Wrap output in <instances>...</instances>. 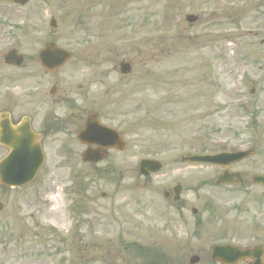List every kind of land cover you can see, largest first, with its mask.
I'll return each instance as SVG.
<instances>
[{
    "label": "rangeland",
    "instance_id": "374dc122",
    "mask_svg": "<svg viewBox=\"0 0 264 264\" xmlns=\"http://www.w3.org/2000/svg\"><path fill=\"white\" fill-rule=\"evenodd\" d=\"M2 27H11L0 33L3 45L17 42L25 56L49 32L73 51L83 78L97 75L89 95L116 114L127 148L88 165L76 144L68 154L60 142L46 146L33 185L0 193V264H142L126 254L133 244L206 264L211 246L224 242L214 223L243 187L263 204L249 205L247 216L264 212L263 190L252 183L264 174V0H0ZM120 61L130 76L113 71ZM249 147L254 154L231 167L242 173L239 190L215 187L218 169L180 163L185 154ZM142 158L159 160L161 171L141 177ZM177 184L173 204L162 194Z\"/></svg>",
    "mask_w": 264,
    "mask_h": 264
},
{
    "label": "flooded vegetation",
    "instance_id": "af4514ba",
    "mask_svg": "<svg viewBox=\"0 0 264 264\" xmlns=\"http://www.w3.org/2000/svg\"><path fill=\"white\" fill-rule=\"evenodd\" d=\"M1 29L3 32L0 33L9 34L6 32L7 27ZM50 34L49 32V35L45 37V43L53 39ZM3 44L4 42L0 41V46ZM8 44H10V50L16 49L17 42ZM40 49V46L37 47L31 57L24 55L23 63L18 67L9 65L3 58H0V161L10 153V149L5 145H14L18 142L20 134L14 130L20 126L27 129L35 142L40 143L42 147L54 146L55 143L62 141V144L67 146L65 152L67 151L68 154L74 144L82 147L83 152L89 148L77 142V135L83 129L89 116H96L103 124L107 122V124L114 125L115 123L114 119L105 118L98 97L92 98L93 96L89 95L88 84L91 82L88 79L92 80L97 75L84 79L85 66L83 68L81 64L76 63L79 61L77 58H71L57 72L45 70L40 66L37 57ZM66 71L68 74L63 75ZM79 77H82L79 80L80 83H72V80ZM87 82L89 83L86 84ZM104 152L103 160L106 161L113 150ZM227 171L236 172L231 165ZM239 173L242 177V173ZM255 187L263 190L262 196H264V188ZM243 189L241 197L234 199L235 204L231 201L227 202L231 206L229 216L214 224L223 231L226 245L245 251L235 260H233L232 251H228L225 254L227 264H264V212H255L253 216H247L249 205L263 204L258 201L257 197L252 198L248 195L245 192L246 188L243 187ZM0 191L8 190L0 187ZM166 199H170L173 204L179 203L173 202V196L169 194ZM243 213L244 215L241 216ZM116 253L119 256L120 251ZM128 254H131L130 251ZM155 256H157L155 264H183V260L180 261V259L184 253L182 250H177L175 259L171 254L165 255L163 251H155ZM127 262L130 264L129 259ZM206 264H221L213 258L212 250L209 252V260Z\"/></svg>",
    "mask_w": 264,
    "mask_h": 264
},
{
    "label": "water",
    "instance_id": "95a60500",
    "mask_svg": "<svg viewBox=\"0 0 264 264\" xmlns=\"http://www.w3.org/2000/svg\"><path fill=\"white\" fill-rule=\"evenodd\" d=\"M16 3L25 4L28 0H14ZM41 59V63L44 67L49 70L55 71L58 67L65 63V61L69 58V54L66 52L57 49L54 45L49 44L46 45L43 51H41L39 55ZM50 59V60H49ZM52 59V60H51ZM15 64L21 63V58L14 59ZM89 138H92L97 143L101 149L114 147L119 150L124 148V143L119 138L118 134L114 131L106 129L94 121L90 120L83 132L79 135V140L82 142H87ZM32 142L30 137L24 136L23 138L18 139V142L14 145H7L8 148L11 149L13 157L10 158L13 160L16 172L13 175L5 174L4 169H6L9 158H6L0 163V183L8 186H21L33 180L35 177L38 167L41 166L43 162L41 147L37 145L36 147L31 145ZM27 154L30 159H28ZM101 155H99L98 151H88L85 153L84 160L94 163L100 159ZM242 155H234L231 157L230 162L237 161L241 159ZM33 158V160H32ZM214 159V160H212ZM201 158V157H184L182 159L183 162L190 163H200V162H221V159L218 157L215 158ZM140 172L143 175H148L149 173H155L160 169V166L155 162L141 161L140 162ZM232 176L238 177V175H230L224 174L220 176L218 183L227 182L229 178ZM240 182V181H238ZM254 182L257 184H261L264 186V176H256L254 178ZM179 189V188H178ZM177 195V189L174 190ZM216 258L220 260H224L225 253L227 252L226 247H218L215 250ZM192 260H196L193 258Z\"/></svg>",
    "mask_w": 264,
    "mask_h": 264
}]
</instances>
